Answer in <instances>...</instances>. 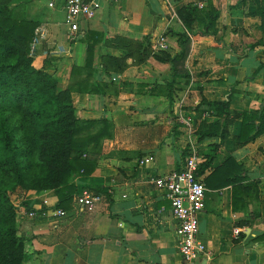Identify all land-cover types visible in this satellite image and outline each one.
<instances>
[{"label":"crops","instance_id":"0c3cea01","mask_svg":"<svg viewBox=\"0 0 264 264\" xmlns=\"http://www.w3.org/2000/svg\"><path fill=\"white\" fill-rule=\"evenodd\" d=\"M96 1L95 17L80 20L81 37L71 44L66 0H20V10L48 29L35 65L47 63L59 90L73 86L80 118L114 123V136L104 140L95 170L73 178L76 194L84 188L102 193L93 211H79L73 197L61 218L53 213L59 201L55 190L13 194L25 244L22 264H186L167 191L153 180L181 169L192 148L202 162L212 159L202 174L207 190L198 233L211 253L196 264L205 259L206 264H264V239L257 240L264 233V135L246 145L226 139L217 149L220 138H200L195 126L189 129L181 121L203 99L225 100L232 86L233 109L260 110L264 45L254 44L264 41V32L262 18L249 13L264 0ZM210 2L220 11L218 36H193L186 61L190 78L178 81L171 100L170 65L154 56L160 52L157 38L165 36L167 51L177 53L179 34L185 31L178 11ZM240 128L237 120L234 133ZM229 159L234 161L213 173ZM240 173L242 182L223 184ZM250 182H257L258 197L254 189L242 188ZM243 220L249 224L239 225Z\"/></svg>","mask_w":264,"mask_h":264},{"label":"trees","instance_id":"16d2710c","mask_svg":"<svg viewBox=\"0 0 264 264\" xmlns=\"http://www.w3.org/2000/svg\"><path fill=\"white\" fill-rule=\"evenodd\" d=\"M178 15L185 27L179 34V51L174 55L168 51L154 55L158 61L170 65L171 79L166 85L171 100L178 81L190 78L186 61L193 36L217 38L219 32L220 11L211 2L202 8L189 4L180 9ZM249 15L262 18L260 29L264 32V2ZM39 24L20 10V0H0V264H22L25 257L13 194L19 190H55L59 198L56 207L66 210L77 190L74 176L92 173L104 140L114 136L112 121L80 118L71 95L73 86L59 90V81L48 70L47 63L43 67L35 65L39 45L32 50V42ZM262 44L264 41H258L254 46ZM92 52L93 47L89 46L88 54ZM234 91L232 86L225 100L203 99L193 109L197 133L200 138H220L217 149L226 139L246 145L264 135V102L257 111L235 110L231 106ZM206 113L212 118L204 117ZM237 120H241V128L235 134ZM211 160L201 162L200 175ZM233 161L229 159L213 173L222 172L223 167ZM244 178L240 173L227 178L223 184L234 185ZM242 188L254 189L256 197L259 195L257 182L244 184ZM238 224H249V220ZM259 239H264V233L257 237Z\"/></svg>","mask_w":264,"mask_h":264},{"label":"built area","instance_id":"2783aa9c","mask_svg":"<svg viewBox=\"0 0 264 264\" xmlns=\"http://www.w3.org/2000/svg\"><path fill=\"white\" fill-rule=\"evenodd\" d=\"M54 2H50L53 6ZM200 8L203 4H197ZM98 3L96 0H66L65 22L69 26L67 33L71 44L78 41L81 37L80 20L82 18L93 19L97 13ZM48 37L46 25L40 24L35 29V37L32 42V50H35ZM158 51H167L169 43L165 36H160L156 41ZM208 117L209 113L204 114ZM184 126L194 128V115H181ZM153 157L146 159L152 160ZM202 159L197 149L192 148L188 152L185 164L180 170H175L169 175L156 177L153 182L156 186L167 191V197L171 202L174 218L177 221L176 236L179 250L186 264H196L200 257L209 255L210 249L202 242L198 236L200 230V214L205 208L206 184L199 174ZM102 193L93 191L89 188L82 189L74 196V204L81 212H91L97 203L102 199ZM45 205H50L47 199ZM54 215L66 217L67 211L62 208L53 210ZM29 215L35 216L36 212L29 211ZM238 233L239 229L236 228Z\"/></svg>","mask_w":264,"mask_h":264},{"label":"water","instance_id":"95a60500","mask_svg":"<svg viewBox=\"0 0 264 264\" xmlns=\"http://www.w3.org/2000/svg\"><path fill=\"white\" fill-rule=\"evenodd\" d=\"M206 263H207V259L203 260L201 264H206Z\"/></svg>","mask_w":264,"mask_h":264}]
</instances>
